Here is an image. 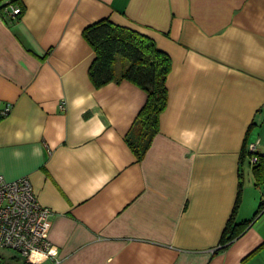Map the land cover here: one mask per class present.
I'll list each match as a JSON object with an SVG mask.
<instances>
[{
  "label": "crops",
  "instance_id": "1",
  "mask_svg": "<svg viewBox=\"0 0 264 264\" xmlns=\"http://www.w3.org/2000/svg\"><path fill=\"white\" fill-rule=\"evenodd\" d=\"M9 1L0 176L29 178L54 212L59 264H264V168L248 155L255 145L264 157V0H18L19 17ZM102 20L171 59L168 105L141 161L127 140L146 93L90 79L83 32ZM234 212L240 235L221 249Z\"/></svg>",
  "mask_w": 264,
  "mask_h": 264
},
{
  "label": "trees",
  "instance_id": "2",
  "mask_svg": "<svg viewBox=\"0 0 264 264\" xmlns=\"http://www.w3.org/2000/svg\"><path fill=\"white\" fill-rule=\"evenodd\" d=\"M12 2L19 5L18 0ZM83 36L95 52L89 75L96 88L127 80L146 93V103L139 112L134 129L127 140L138 161H141L151 147L159 129L160 115L168 105L166 83L171 72V59L157 48L152 39L136 31L116 26L109 20L88 26ZM119 60L128 63L123 66L120 75L117 67ZM5 116L0 114V122ZM245 157L244 148L242 159ZM253 166L256 172L261 171L264 168V157L258 155V162ZM238 206L239 203L235 210ZM234 217L235 212L222 238L221 249H225L240 235L233 228ZM18 259L22 260L21 257ZM3 261L0 256V264H3ZM23 263L27 264L24 260Z\"/></svg>",
  "mask_w": 264,
  "mask_h": 264
},
{
  "label": "built area",
  "instance_id": "3",
  "mask_svg": "<svg viewBox=\"0 0 264 264\" xmlns=\"http://www.w3.org/2000/svg\"><path fill=\"white\" fill-rule=\"evenodd\" d=\"M6 4V11L10 9L8 15H22L21 7ZM65 107L62 102L60 108L65 110ZM10 110L8 105L0 114L8 115ZM248 152L251 164L255 165L258 162L256 146L250 145ZM53 216L54 212L37 200L29 178L7 181L0 176V248L17 252L27 264H45L50 260L59 264L49 239Z\"/></svg>",
  "mask_w": 264,
  "mask_h": 264
},
{
  "label": "rangeland",
  "instance_id": "4",
  "mask_svg": "<svg viewBox=\"0 0 264 264\" xmlns=\"http://www.w3.org/2000/svg\"><path fill=\"white\" fill-rule=\"evenodd\" d=\"M120 62H121V60H119V62H118V64H117V67H119ZM126 63H127V62H126ZM127 65H128V63H127ZM262 185H264V184H262ZM0 256H1L3 259H10V258L13 257V256L20 257V255H18L17 252L12 251V250L3 249V248H0Z\"/></svg>",
  "mask_w": 264,
  "mask_h": 264
}]
</instances>
